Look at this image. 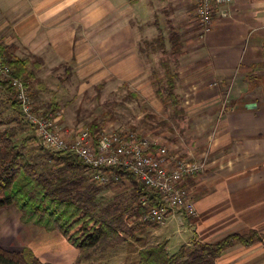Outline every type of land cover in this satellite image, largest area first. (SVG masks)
<instances>
[{
	"label": "crops",
	"instance_id": "crops-1",
	"mask_svg": "<svg viewBox=\"0 0 264 264\" xmlns=\"http://www.w3.org/2000/svg\"><path fill=\"white\" fill-rule=\"evenodd\" d=\"M226 10L228 16L216 14L212 28L203 32L196 28L195 0H0V44L35 62L39 113L57 112L61 126L70 128L77 112L100 113L105 97L116 98L115 106L127 96L154 104L159 51L143 54V42L155 39L169 22L185 33L179 76L189 85L181 90L188 88L200 102L190 112L194 140L182 153L207 168L188 183L195 215L176 212L163 225L146 227L145 246L165 243L175 255L193 241L215 243L256 231L262 241L235 244L216 264H264V0H233ZM153 31L151 38L143 37ZM11 97L0 84V105L19 121ZM210 101L215 105H207ZM10 124L18 129L16 120ZM30 132H20L17 140L33 136ZM23 227L24 248L42 262L80 264V251L60 232ZM51 239L60 246L58 259L42 260L41 244ZM92 256L84 262L109 264L105 256Z\"/></svg>",
	"mask_w": 264,
	"mask_h": 264
},
{
	"label": "trees",
	"instance_id": "trees-1",
	"mask_svg": "<svg viewBox=\"0 0 264 264\" xmlns=\"http://www.w3.org/2000/svg\"><path fill=\"white\" fill-rule=\"evenodd\" d=\"M170 39L172 53L179 56L180 37L172 34ZM157 40V43H160L158 49L154 47L152 52H145L162 50L163 54H166L168 48L165 38L160 36ZM152 42H144L145 47L152 49ZM0 60L10 69L12 77L22 79L30 88L29 84L35 75L31 66L35 68V62L29 58H18L11 47L2 44ZM162 66L164 79H160L158 70H154L153 85L156 87V95L176 109L179 105L176 93L179 73L172 72L167 60L162 61ZM0 84L3 91L14 94L15 90L9 83ZM32 90L31 87L30 97L33 102ZM12 104L20 108L17 97H14ZM33 107L35 115L59 116L57 112L50 113L46 110L39 113L34 103ZM19 116L26 119L22 111ZM60 123L61 121L56 124L59 130ZM0 125H3L1 121ZM83 128L88 129L94 141L103 132L99 131L96 124ZM61 134L65 136L64 133ZM34 137L17 140L9 128L0 129V210L17 207L21 214L20 221L24 225H34L48 233L60 232L71 246L80 251L77 263L89 260L97 251L118 247L126 242L129 245V237L135 238L137 233H141L136 230L139 227L158 226L152 222H143L141 217L150 208L162 205V199L134 175L122 171L123 169L115 170L113 174L119 173L121 177L118 182L98 185L93 179L96 170L86 165L78 155L69 149L48 148L42 144L41 139L40 148L34 152L40 150L46 162L33 161L32 151H28L27 146L31 145V142L36 143ZM68 140L72 141V136ZM48 162H51L52 166H47ZM112 187L123 190L106 198V191ZM137 239L143 237L137 236ZM258 241H262V237L256 231H250L246 235L234 233L215 243L193 241L189 247L183 246L175 255L167 252L165 243L147 246L144 244L137 255L136 264H216L222 253L235 244L249 247ZM0 264L50 263L42 262L29 248L16 251L0 246Z\"/></svg>",
	"mask_w": 264,
	"mask_h": 264
},
{
	"label": "built area",
	"instance_id": "built-area-1",
	"mask_svg": "<svg viewBox=\"0 0 264 264\" xmlns=\"http://www.w3.org/2000/svg\"><path fill=\"white\" fill-rule=\"evenodd\" d=\"M195 1L196 28L207 32L212 28L216 14L228 16L226 8L233 0ZM0 77L16 91L22 113L46 147L73 151L86 165L96 170L93 179L98 185L118 182L121 178L119 173H113L123 169L160 195L162 205L150 208L141 217L143 222L161 226L176 212L195 215L188 183L204 172L207 168L205 162L173 154L162 142L149 135L103 131L94 141L88 129L81 128L72 135V141L68 140L71 133L62 135V130L56 125L59 116L35 115L29 86L22 79L12 77L10 69L1 60Z\"/></svg>",
	"mask_w": 264,
	"mask_h": 264
},
{
	"label": "rangeland",
	"instance_id": "rangeland-1",
	"mask_svg": "<svg viewBox=\"0 0 264 264\" xmlns=\"http://www.w3.org/2000/svg\"><path fill=\"white\" fill-rule=\"evenodd\" d=\"M163 25H164V21H163ZM174 30H175L174 26L172 25L171 22H169L167 23L164 31L160 30L159 33L153 31L150 34H148V32L143 33V37L147 36L146 38L148 39L151 38L156 33L155 34L156 38L152 40L153 41L152 43H154L152 44L151 47L152 49H150V47L146 48L145 44L142 46L143 54H145V50L147 51L151 50L152 52L154 47H157L158 49V46H160L159 45L160 43H157L158 37L163 36L165 38L168 50L166 54H163L162 50H159L158 52L159 55L155 63V69L158 70L160 79L161 78L164 79V71L162 68L163 60L169 61L173 73L177 72L180 74L181 72H183L182 67L179 64L180 62L178 61L180 56L174 55L175 53H172V45L170 42L171 40L170 37L172 34H177L180 37V46L182 47L184 42V40L182 39H184V36L186 34L184 33L182 35V33H178L177 31L175 32ZM199 30L202 31L201 28ZM13 52L15 53V50H13ZM183 79L184 76H182L181 78L179 76V79L177 81L176 93L178 94L179 105L177 106L178 108L176 109L170 106L168 103L166 102L164 103L158 97L156 98V102L149 106L145 104V100L142 99L143 97L140 96L139 97L127 96V99H125V97L124 98L120 97V101H121L120 106H115L117 105V102H115L116 98L105 97L103 98L104 100L102 99L100 113L99 112L94 113V111L89 112L87 111L88 109H84L83 111L77 112L76 115L74 114V117H76L75 121L77 124L73 123L70 128L68 126L67 127L61 126L63 128L61 130H68L72 135H74V133L77 130L83 128V126L86 125L91 126L92 124H96L99 128V131L135 133L138 134L139 136L149 135L151 137L158 139L165 146H167V148L171 153L174 154L177 153L184 156L185 154H183L182 152H186L187 149L190 147V144L194 140V136L191 133L193 129L190 130L191 129L190 112L192 110L191 107L194 104L199 103L200 101L198 102L196 100V97H191L188 88L187 89L185 88L184 92L181 90L185 86L189 85V83L182 82ZM1 82L8 83L7 80H3L0 77V83ZM34 83L35 81L32 80L29 84L30 88L31 87L33 88L32 93L33 91H35V86L33 85ZM154 88L156 92V87L154 86ZM140 90H142V92L145 91V85ZM124 92L122 91L121 96H125L126 93ZM11 96H12L11 98L14 101V97H17L16 91ZM0 102L2 101L0 100ZM33 103L37 107L35 101H33ZM215 103L216 102L214 101L213 102L210 101L207 103V105L210 104L215 105ZM202 110L203 109H199L198 112H201ZM18 111L20 113L21 109L19 108ZM42 112L43 110H41V113ZM0 114H1L0 121L1 123H3L2 126L0 125V129L4 130L5 128H9L11 134L14 135L16 139L21 138L19 133L25 131V129L31 131L30 134H33L36 140V143H32L31 146L32 148L29 147L30 145L27 146L28 151H32L33 156L31 157V159L36 162L39 161L46 162L45 156L40 150L34 152V150H36L40 146L41 142L38 135L37 134L35 135L34 127L28 123V120L21 116L18 121L17 116L15 117L14 114H12L11 117L8 108H6L5 110L2 108L1 105H0ZM11 120H16L18 124L17 125L18 129L12 127V125L10 124ZM78 125L80 127H78ZM63 133L66 132L63 131ZM186 155L189 158V155L188 154ZM47 166H52V163L48 162ZM121 190L118 189L117 187H112L109 188V190H107L106 192H110L112 195H114L115 193L121 192ZM107 195L112 196L110 194ZM20 217L21 214L17 207H10L8 209L0 210V246L1 247L8 250H16V251L19 249L20 250L24 249L23 240H25V238L28 237L26 236L27 233L24 234L23 230L25 228L23 227L24 224L20 221ZM136 230H139L138 232L141 233H137L134 236L135 238H133V236L132 238L128 236L129 240H131V242H129L130 243L129 245H127L128 242H126V244L121 243V245L118 247L107 248L105 249V251H97L95 254L98 256H105V258L110 259L112 263L109 260V264H136L138 261L137 255L140 251L141 246L142 245L144 246L145 238L148 235V232L147 230H145V228L139 227ZM137 236L143 237V239L136 240ZM17 242H19L20 245H17ZM37 242H39V240H37ZM173 245L174 244H172L171 247H173ZM59 247L60 246L57 245L56 241L52 242V239L51 241L43 240L41 244V249L45 253V256L40 258L44 260L43 258L49 256L51 258L58 259ZM52 248H56V249L51 250ZM84 261L85 260H82L80 264L82 263L89 264Z\"/></svg>",
	"mask_w": 264,
	"mask_h": 264
}]
</instances>
